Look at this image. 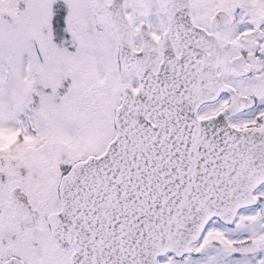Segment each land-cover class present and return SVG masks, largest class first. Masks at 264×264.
I'll return each mask as SVG.
<instances>
[{
	"label": "snow or ice",
	"instance_id": "snow-or-ice-1",
	"mask_svg": "<svg viewBox=\"0 0 264 264\" xmlns=\"http://www.w3.org/2000/svg\"><path fill=\"white\" fill-rule=\"evenodd\" d=\"M0 264H264V0H0Z\"/></svg>",
	"mask_w": 264,
	"mask_h": 264
}]
</instances>
